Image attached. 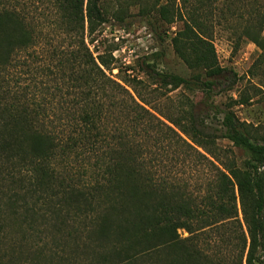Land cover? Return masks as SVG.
Listing matches in <instances>:
<instances>
[{
  "label": "trees",
  "instance_id": "16d2710c",
  "mask_svg": "<svg viewBox=\"0 0 264 264\" xmlns=\"http://www.w3.org/2000/svg\"><path fill=\"white\" fill-rule=\"evenodd\" d=\"M103 1L0 0V264H264V141L214 101L240 79L217 32L255 45L264 76V0H157L194 73L160 70V52L142 74L204 95L176 116L91 50ZM220 140L253 161L222 159Z\"/></svg>",
  "mask_w": 264,
  "mask_h": 264
},
{
  "label": "rangeland",
  "instance_id": "374dc122",
  "mask_svg": "<svg viewBox=\"0 0 264 264\" xmlns=\"http://www.w3.org/2000/svg\"><path fill=\"white\" fill-rule=\"evenodd\" d=\"M103 7L108 21L97 32L95 36L97 40L91 44L89 38L87 42L95 56L105 54L107 59H114L113 76L145 80L150 86L144 93L157 89L154 96L161 99L160 107L164 112L174 116L187 108L189 100L200 103L204 99L203 93L199 90H189L185 87L172 90L151 86L150 79L142 74L143 62L148 61V58L152 59L160 52L165 54L158 65L160 70L187 78L194 73L175 54L171 38L179 25L169 26L160 20L157 0H104ZM214 43L221 66L236 72L240 78L231 91H225L214 98L215 104H233L232 108L237 116L250 124L252 136L262 142L264 141V76L260 73L252 79L249 73L258 55V49L253 44H245L236 50L229 39V34L225 31L217 32ZM241 97L249 98L250 101L234 105V101H240ZM200 109L202 106L199 107ZM217 147L222 159L231 158L242 169L247 162L253 161V154L250 151L235 147L227 140L217 142ZM179 232L183 238L189 236L185 230Z\"/></svg>",
  "mask_w": 264,
  "mask_h": 264
}]
</instances>
